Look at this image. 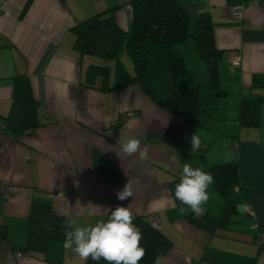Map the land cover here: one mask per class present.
<instances>
[{
	"label": "crops",
	"instance_id": "obj_1",
	"mask_svg": "<svg viewBox=\"0 0 264 264\" xmlns=\"http://www.w3.org/2000/svg\"><path fill=\"white\" fill-rule=\"evenodd\" d=\"M131 1L0 4V126L18 130L0 131V228L6 232L0 264H83L63 242L51 244L45 254L25 253L32 203L48 204L81 227L106 221L117 206L128 207L135 218L153 217L171 243L156 264H264V4L181 0L193 17L208 13L215 48L224 53L218 87L225 97L211 118L192 125L159 108L137 85L103 92L97 89L99 77L89 80L96 88L85 84L89 66L107 65L115 86L116 63L76 52L73 27L114 9L126 37L131 17L125 7ZM233 9H240L243 19H231ZM191 43L183 45L191 56L186 47L178 50L204 83L206 66ZM123 56L122 66L133 75L131 60L126 63ZM241 99L258 101L256 127L240 125ZM194 132L201 146L190 153ZM129 138L141 141L145 158L121 151ZM96 156L118 168L121 181L102 175L94 166ZM235 160L244 188L233 192L237 213L221 229L198 228L187 219L195 216L191 210L174 199L183 164L209 172ZM128 182L132 196L119 201L116 192ZM208 192L203 214L218 219L223 200L213 184ZM255 220L259 227L252 230Z\"/></svg>",
	"mask_w": 264,
	"mask_h": 264
},
{
	"label": "trees",
	"instance_id": "obj_2",
	"mask_svg": "<svg viewBox=\"0 0 264 264\" xmlns=\"http://www.w3.org/2000/svg\"><path fill=\"white\" fill-rule=\"evenodd\" d=\"M4 0H0V4ZM130 7V30L125 37L117 26L113 10L95 14L77 23L72 32L75 36L74 50L80 55H91L104 62L114 61L116 84L111 87L109 67L89 66L85 75L87 86L99 77L100 91L129 86H139L159 108L187 124H197L211 118L212 110L225 97L219 90L218 66L224 53L215 48L213 29L208 13L193 17L180 0H133ZM116 10V9H115ZM194 18L195 23L191 20ZM125 42V52L133 64V75L128 74L119 61L120 49ZM192 40L200 60L206 66L207 81L199 82L187 68L178 46ZM94 87L95 86H90ZM258 101L241 99L239 123L242 127L258 125ZM13 126H5L3 133L15 134ZM95 168L112 182H119L122 172L109 161L95 157ZM214 178V188L223 200L218 219L203 214L188 216L198 228L213 232L224 227L228 219L237 213L233 192H242L237 161L214 165L209 168ZM65 217L55 214L48 204L32 203L25 253L45 254L53 243L64 242ZM142 232L145 255L139 264H156L171 248L170 241L149 219L136 217L133 221ZM6 232L0 228V240ZM88 264H95L89 258ZM101 264H105L101 260Z\"/></svg>",
	"mask_w": 264,
	"mask_h": 264
},
{
	"label": "clouds",
	"instance_id": "obj_3",
	"mask_svg": "<svg viewBox=\"0 0 264 264\" xmlns=\"http://www.w3.org/2000/svg\"><path fill=\"white\" fill-rule=\"evenodd\" d=\"M190 153L200 149L201 141L194 132L190 137ZM121 151L127 156L139 154L141 141L129 138L121 145ZM175 159V157H173ZM213 175L191 163H184L180 173L179 183L175 184L174 199L187 206L195 216L203 215L205 205L209 200V187L214 184ZM132 196L129 182L123 190L116 192L119 201H125ZM135 217L128 207L117 206L111 210L106 221L81 227L75 219L65 221L63 247L70 250L83 264H88L89 258L95 264H139L145 255L142 246V232L133 223Z\"/></svg>",
	"mask_w": 264,
	"mask_h": 264
},
{
	"label": "built area",
	"instance_id": "obj_4",
	"mask_svg": "<svg viewBox=\"0 0 264 264\" xmlns=\"http://www.w3.org/2000/svg\"><path fill=\"white\" fill-rule=\"evenodd\" d=\"M247 1L264 4V0H247ZM130 9H131L130 7H127L126 8V10H127L128 13L130 12ZM228 14H229V17L231 19H234V20H241V19H243V14H242V11L240 9H233L230 12H228ZM231 59L233 61V64H236L237 65L239 59L237 57H235V56H232ZM4 130H5V127L0 126V131L1 132H4ZM235 190L237 191V189H235ZM149 220H150V223L152 224V226L154 228H157V221H156V219L153 218V217H150ZM258 227H259V224L255 220L254 221V224L251 227V229L252 230H257Z\"/></svg>",
	"mask_w": 264,
	"mask_h": 264
},
{
	"label": "rangeland",
	"instance_id": "obj_5",
	"mask_svg": "<svg viewBox=\"0 0 264 264\" xmlns=\"http://www.w3.org/2000/svg\"><path fill=\"white\" fill-rule=\"evenodd\" d=\"M180 2H181V0H180ZM185 6H186V5H185ZM186 8H187V7H186ZM189 13L192 14L191 12H189ZM191 22H192V24L195 23L194 18H192ZM189 41H190V43L192 42L191 44H192L193 47H194V43H193V41H192L191 39H190ZM189 41H188V42H189ZM181 46H182V47H186V45H185V46L181 45ZM181 46H178V49H179V47H181ZM124 47H125V43H123V45H122V47H121V49H120V53H119V61H120V57H121V55L124 54L123 57H124V59L126 60L125 62L127 63V61H129V63L131 64V62H130V60H129V58H128L126 52H125V48H124ZM193 49H195V48H193ZM186 50L189 52V54H188V53H187V54H188L189 56H191V55H190V54H191V51L189 50L188 47H186ZM178 51H179V50H178ZM195 51H196V50H195ZM121 53H122V54H121ZM189 64H190V63H189ZM189 64H188V65H189ZM188 65H187V66H188ZM190 66H191V65H189V67H190ZM197 80H198V79H197Z\"/></svg>",
	"mask_w": 264,
	"mask_h": 264
}]
</instances>
